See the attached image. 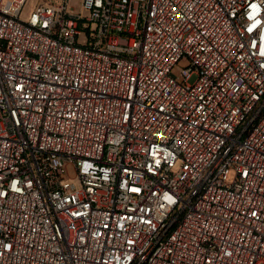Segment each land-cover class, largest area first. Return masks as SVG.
I'll use <instances>...</instances> for the list:
<instances>
[{
	"label": "built area",
	"instance_id": "2783aa9c",
	"mask_svg": "<svg viewBox=\"0 0 264 264\" xmlns=\"http://www.w3.org/2000/svg\"><path fill=\"white\" fill-rule=\"evenodd\" d=\"M69 1L0 0V264H264V0Z\"/></svg>",
	"mask_w": 264,
	"mask_h": 264
},
{
	"label": "rangeland",
	"instance_id": "374dc122",
	"mask_svg": "<svg viewBox=\"0 0 264 264\" xmlns=\"http://www.w3.org/2000/svg\"><path fill=\"white\" fill-rule=\"evenodd\" d=\"M36 0H30V2L27 4L25 8V12H23V15L25 16L29 11L34 7V3ZM52 2H61L62 0H51ZM69 6L73 10L74 13H82L83 16L88 15V10L83 6V1L82 0H70L69 1ZM84 35L81 37L82 42H86L85 38H83ZM182 65V63H180ZM71 173L74 174L73 168H70Z\"/></svg>",
	"mask_w": 264,
	"mask_h": 264
}]
</instances>
